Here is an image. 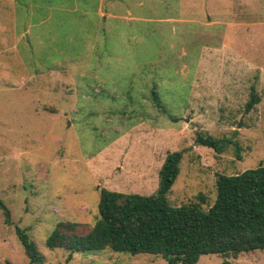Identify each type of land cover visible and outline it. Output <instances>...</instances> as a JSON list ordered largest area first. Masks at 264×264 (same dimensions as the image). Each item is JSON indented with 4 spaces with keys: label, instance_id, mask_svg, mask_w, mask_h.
<instances>
[{
    "label": "rangeland",
    "instance_id": "obj_1",
    "mask_svg": "<svg viewBox=\"0 0 264 264\" xmlns=\"http://www.w3.org/2000/svg\"><path fill=\"white\" fill-rule=\"evenodd\" d=\"M180 150L173 206L207 210L218 174L264 166V0H0V264H29L15 226L45 264H167L108 248L67 261L45 240L59 222L87 233L102 188L155 193ZM225 259L264 264V249L195 264Z\"/></svg>",
    "mask_w": 264,
    "mask_h": 264
},
{
    "label": "trees",
    "instance_id": "obj_2",
    "mask_svg": "<svg viewBox=\"0 0 264 264\" xmlns=\"http://www.w3.org/2000/svg\"><path fill=\"white\" fill-rule=\"evenodd\" d=\"M153 95L158 99L155 90ZM256 102L258 98L252 89L246 111ZM195 141L217 152L234 143L202 135H197ZM181 158V150L167 153L153 194L102 188L98 217L90 230L83 235L68 234L75 223L59 222L46 238L45 245L50 249H69L67 261L74 251L99 252L108 248L131 255H159L167 264H195L203 254L228 257L264 249V166L231 175L218 174L215 200L203 210L197 203L173 206L168 201L167 194L179 173ZM0 207L5 222L10 224L9 210L1 200ZM26 230L15 226L29 264H45ZM220 264L232 263L225 259Z\"/></svg>",
    "mask_w": 264,
    "mask_h": 264
}]
</instances>
